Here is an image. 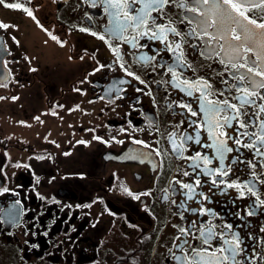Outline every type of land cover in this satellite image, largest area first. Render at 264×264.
Here are the masks:
<instances>
[{"label":"flooded vegetation","instance_id":"flooded-vegetation-1","mask_svg":"<svg viewBox=\"0 0 264 264\" xmlns=\"http://www.w3.org/2000/svg\"><path fill=\"white\" fill-rule=\"evenodd\" d=\"M215 2L0 3V264H264V30Z\"/></svg>","mask_w":264,"mask_h":264},{"label":"snow or ice","instance_id":"snow-or-ice-1","mask_svg":"<svg viewBox=\"0 0 264 264\" xmlns=\"http://www.w3.org/2000/svg\"><path fill=\"white\" fill-rule=\"evenodd\" d=\"M4 0H0V3H3ZM169 0H146V3H144V15L143 16H137L136 22L138 23H144L145 19L147 18L148 12L153 10L154 7H163L164 4L168 3ZM201 2L205 5L210 3V0H201ZM133 3H135V0H133ZM262 3H264V0H262ZM227 7H224V6ZM7 7H19L20 5H13L9 4L6 5ZM133 11H138L137 9H132ZM192 11H197V8H192ZM231 10V11H230ZM27 14L29 16H32V12L25 9ZM213 16H216L217 19L212 21V24L215 25L218 20H222L225 16H231L232 12H236L239 16L243 17L245 20L248 21L249 24L255 25L256 28L264 30V23H257L256 20L249 18L245 14V0H217V2L211 4L210 10ZM234 22L239 25V21H235V18H233ZM211 26V25H210ZM0 27H5L4 25L0 24ZM244 26L241 25V28L243 29ZM232 30H230L231 32ZM204 35H208V33L205 31L203 33ZM102 38V37H101ZM222 38V37H221ZM55 39V37H53ZM233 39L239 41L241 39L240 34H233ZM226 50V49H225ZM251 51V49H248ZM249 72L252 71L251 68L248 69ZM256 75L258 76H264V72H257ZM239 79H243V76L239 77ZM260 87H264V84H261ZM240 91H243L246 95L244 98V102H248L246 97L253 95V92H250L248 89H239ZM226 105L228 104L227 101L224 102ZM229 107H235L234 105H228ZM217 111L219 109H216ZM195 115V113H193ZM261 141H264V136L260 137ZM230 151V149H229ZM232 251H236V249H233Z\"/></svg>","mask_w":264,"mask_h":264},{"label":"water","instance_id":"water-1","mask_svg":"<svg viewBox=\"0 0 264 264\" xmlns=\"http://www.w3.org/2000/svg\"><path fill=\"white\" fill-rule=\"evenodd\" d=\"M245 1H249L250 2V1H254V0H245Z\"/></svg>","mask_w":264,"mask_h":264}]
</instances>
